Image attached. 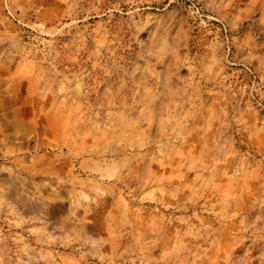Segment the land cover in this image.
Instances as JSON below:
<instances>
[{"label": "rangeland", "instance_id": "374dc122", "mask_svg": "<svg viewBox=\"0 0 264 264\" xmlns=\"http://www.w3.org/2000/svg\"><path fill=\"white\" fill-rule=\"evenodd\" d=\"M0 264H264V0H0Z\"/></svg>", "mask_w": 264, "mask_h": 264}]
</instances>
